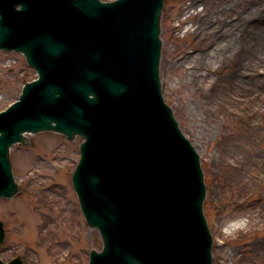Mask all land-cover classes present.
<instances>
[{"label": "water", "instance_id": "95a60500", "mask_svg": "<svg viewBox=\"0 0 264 264\" xmlns=\"http://www.w3.org/2000/svg\"><path fill=\"white\" fill-rule=\"evenodd\" d=\"M164 4L0 0V49L22 52L39 76L0 113V197L19 192L10 151L26 133L84 137L73 183L104 242L89 264L213 261L201 158L162 91Z\"/></svg>", "mask_w": 264, "mask_h": 264}, {"label": "rangeland", "instance_id": "374dc122", "mask_svg": "<svg viewBox=\"0 0 264 264\" xmlns=\"http://www.w3.org/2000/svg\"><path fill=\"white\" fill-rule=\"evenodd\" d=\"M160 36L163 96L205 174L212 264H264V0H165ZM37 77L22 53L0 50V112ZM27 137L11 149L19 192L0 198V258L89 264L104 244L73 186L84 138Z\"/></svg>", "mask_w": 264, "mask_h": 264}, {"label": "clouds", "instance_id": "9594fccd", "mask_svg": "<svg viewBox=\"0 0 264 264\" xmlns=\"http://www.w3.org/2000/svg\"><path fill=\"white\" fill-rule=\"evenodd\" d=\"M231 223H233V224H235L237 226L243 227L247 223V217H240L237 220L232 221Z\"/></svg>", "mask_w": 264, "mask_h": 264}, {"label": "bare ground", "instance_id": "6f19581e", "mask_svg": "<svg viewBox=\"0 0 264 264\" xmlns=\"http://www.w3.org/2000/svg\"><path fill=\"white\" fill-rule=\"evenodd\" d=\"M185 57H187V56H184L183 58H185ZM183 60H185V59H183ZM185 72L189 75V72H190V71H189V68L186 67Z\"/></svg>", "mask_w": 264, "mask_h": 264}]
</instances>
